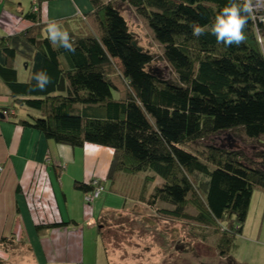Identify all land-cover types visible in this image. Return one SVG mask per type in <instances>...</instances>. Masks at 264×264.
<instances>
[{
    "label": "trees",
    "instance_id": "trees-1",
    "mask_svg": "<svg viewBox=\"0 0 264 264\" xmlns=\"http://www.w3.org/2000/svg\"><path fill=\"white\" fill-rule=\"evenodd\" d=\"M50 1L56 0H30L19 15L31 26L0 36V80L12 99L5 119L59 145L112 149L106 181L75 183L84 199L103 187L100 197L115 193L143 203L156 217L186 224L195 239L221 238V257L238 264L230 256L254 192H264V153L257 164L241 151L204 142L237 130L249 140L264 138V22L250 19L245 43L225 47L210 33L229 0H89L92 12L55 21L69 33L75 51L68 52L48 38L42 6ZM123 3L147 21L173 79L151 69L154 56L139 46ZM193 23L207 34L194 37ZM18 57L25 61L26 81L16 69ZM39 71L51 77L44 90L35 87ZM127 177L140 186L132 190L131 181L121 191ZM133 216L146 228L156 226L146 213ZM15 244L2 237L0 250L9 254Z\"/></svg>",
    "mask_w": 264,
    "mask_h": 264
},
{
    "label": "crops",
    "instance_id": "crops-1",
    "mask_svg": "<svg viewBox=\"0 0 264 264\" xmlns=\"http://www.w3.org/2000/svg\"><path fill=\"white\" fill-rule=\"evenodd\" d=\"M29 7L30 0H0V36L29 28L31 23L19 15ZM92 11L89 0H56L43 4L42 18L44 22L59 21ZM15 65L20 80L26 81L28 73L27 67H23L24 59L18 57ZM11 100L10 91L0 80V167L3 169L0 172V239L13 238L15 258L26 253L36 264H86V247L82 239L85 227L91 230L98 226L101 239L107 234L105 230H110L111 242H116L120 232L114 223L111 225L110 218L130 215L133 217L131 221L136 222L135 213L153 214L145 204L130 199L117 206L114 204L117 198L113 196L123 197L115 193L105 192L93 203H86L84 193L75 188V183H88L93 179L106 181L114 151L92 144L82 148L59 145L36 130L6 120L5 108ZM254 201H260L255 192L248 221L250 218L253 221L258 219L261 227L258 232L261 234L264 211L251 213ZM149 217L156 215L147 214L144 219L149 220ZM162 221L165 222L164 219ZM150 222L158 225L157 221ZM61 223L70 224L38 230L43 225ZM137 238L139 247H144L143 243L151 239L139 235ZM103 243L104 253L97 251L95 261L115 264L116 259L109 253L106 242ZM123 247L126 248L125 245ZM156 250L159 259H163L158 247ZM0 257L3 258L1 254ZM128 261L135 262L132 258Z\"/></svg>",
    "mask_w": 264,
    "mask_h": 264
},
{
    "label": "rangeland",
    "instance_id": "rangeland-1",
    "mask_svg": "<svg viewBox=\"0 0 264 264\" xmlns=\"http://www.w3.org/2000/svg\"><path fill=\"white\" fill-rule=\"evenodd\" d=\"M119 5L122 7V12L127 19L129 27L134 33L139 46L154 56V62L151 69L163 79H173L176 75L164 57L163 46L155 39L147 21L140 17L136 11L127 4L123 3ZM23 67L25 68L26 66L23 65ZM23 73L24 70L21 69V74L24 75ZM17 112L19 116H25L24 110H18ZM204 145H214L225 148L229 151H241L248 159L257 164L260 163L258 155L264 153V138H261L258 141L249 140L238 130L227 131L209 137V139L204 142ZM139 176L143 177V174ZM136 179L137 178H123L119 183V189L123 191L125 185L131 181H135L132 190L137 189L140 185ZM255 193L259 195L260 201H254L251 213L255 212L260 214L264 211V192L257 189ZM119 195L123 198L113 196L117 198L114 204L122 206L124 196L121 194ZM147 214L155 215L154 213ZM149 220L152 222L157 221L158 225L154 228H146L145 225H143V222L138 224L131 221L130 215H125L122 218H110L109 222L111 225L114 223L117 231L120 232V234L118 233V241L116 242H111L110 230L106 229L105 231L107 234H104V237L101 239L98 233V226L91 230L85 227L83 232L84 237L82 236V239L86 247L84 258L86 264H106L104 260L95 261L97 251H99L100 254L104 253L103 241L106 242V247L111 256H113V259H116L114 262L115 264L227 263L225 257L222 258L220 253L219 244L222 245L220 242L221 238H212L210 235L206 241H203L192 237L188 233L187 225L184 223L178 224L177 222H172L166 219L165 222H163V219L158 217H149ZM144 222L146 221L144 220ZM159 223L161 224L159 225ZM260 228L258 219L257 221H253V218H250L245 226L243 235L239 236L236 240L237 248L230 256L235 262L238 264H264V224L261 234L258 232ZM138 235L148 236L151 239L143 243L144 247H139ZM163 236L166 237L164 238ZM124 245L126 248L123 247ZM157 247L159 248L158 252L160 251L162 253L163 259H159L156 250ZM145 248H149V250ZM139 249H143V251L138 252ZM0 254L3 257L2 259L5 261V264H36L34 259H31L26 253H22L20 258H15L13 251L9 254H3V251H0ZM130 258L134 259L135 262L128 261Z\"/></svg>",
    "mask_w": 264,
    "mask_h": 264
},
{
    "label": "clouds",
    "instance_id": "clouds-1",
    "mask_svg": "<svg viewBox=\"0 0 264 264\" xmlns=\"http://www.w3.org/2000/svg\"><path fill=\"white\" fill-rule=\"evenodd\" d=\"M264 10V0H229L228 4L215 18L211 26V35L215 36L217 43L225 47L239 46L247 40L245 29L250 19L256 18V13ZM264 22V16L259 17ZM192 35L201 37L206 35V27L198 23L191 25ZM48 38L53 44H58L68 52H74L75 48L71 42L69 33L63 30L55 21L47 25ZM35 87L44 90L52 81L46 71H39L34 74Z\"/></svg>",
    "mask_w": 264,
    "mask_h": 264
},
{
    "label": "built area",
    "instance_id": "built-area-1",
    "mask_svg": "<svg viewBox=\"0 0 264 264\" xmlns=\"http://www.w3.org/2000/svg\"><path fill=\"white\" fill-rule=\"evenodd\" d=\"M254 3H255V0H254ZM262 11V10H261ZM261 11H259V12H257L255 15H256V18H254L255 20H256V23L259 25L260 23H261V20L259 19V16H258V14L261 12ZM2 171V168L0 167V172ZM99 181V179H97V180H95L94 181V185H96V186H99L98 185V182ZM103 187H96V190H95V192L93 193V194H91V195H88L86 198H85V201H86V203H88V204H91V203H93L96 199H98L99 197H100V195L102 194V191H103Z\"/></svg>",
    "mask_w": 264,
    "mask_h": 264
}]
</instances>
